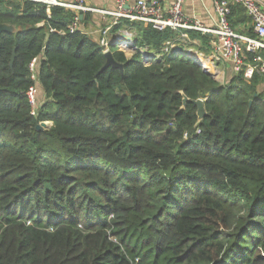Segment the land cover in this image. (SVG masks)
<instances>
[{
    "label": "trees",
    "instance_id": "1",
    "mask_svg": "<svg viewBox=\"0 0 264 264\" xmlns=\"http://www.w3.org/2000/svg\"><path fill=\"white\" fill-rule=\"evenodd\" d=\"M75 16L0 0L16 27L0 34V264H264V77L221 83L175 52L146 64L177 33L127 19L113 30H136V51L111 45L124 74L103 69Z\"/></svg>",
    "mask_w": 264,
    "mask_h": 264
},
{
    "label": "built area",
    "instance_id": "2",
    "mask_svg": "<svg viewBox=\"0 0 264 264\" xmlns=\"http://www.w3.org/2000/svg\"><path fill=\"white\" fill-rule=\"evenodd\" d=\"M34 1L45 3L49 7L60 5L75 11L76 16L69 27L71 33L80 29V14L82 12L92 10L113 14L116 17L113 26L102 30L100 44L103 46L105 52L111 48V43L107 37L109 31L112 30L114 25L124 19L130 20L131 22H143L160 31L166 29L176 31L180 29L198 30L204 34L212 35V55L207 57L199 53L185 52L184 50H182L181 54L193 58L210 73L211 63L214 65L224 60V62H229L233 75L242 74L246 80H251L255 75L264 77V2L261 0H213L218 16V23L214 28L205 27L200 24V21H192L189 19L183 10L185 0H175L173 5L168 9L162 5L160 0H136L132 5H129L131 0H117V10L114 12L89 7L87 5L88 0H74L71 3L60 0ZM235 6L244 8L245 14L249 17L248 32L243 31L245 29L242 30L239 27H235L231 22L233 7ZM183 38L187 39L184 36ZM116 40L118 50L132 51L131 55L136 51L133 31H119L116 34ZM178 47L181 48V45L176 41H168L162 54H156L155 52H150L148 49H142V59L144 63L148 64L153 60L160 59L163 54L175 52V48ZM38 64L39 57L34 58L30 63L32 79L35 81L38 76ZM27 95L33 109L36 110L39 105L38 86L34 85L30 87ZM197 132L199 133L200 129Z\"/></svg>",
    "mask_w": 264,
    "mask_h": 264
},
{
    "label": "crops",
    "instance_id": "3",
    "mask_svg": "<svg viewBox=\"0 0 264 264\" xmlns=\"http://www.w3.org/2000/svg\"><path fill=\"white\" fill-rule=\"evenodd\" d=\"M60 1L71 3L74 0H60ZM135 1L136 0H131L129 2V5L134 4ZM174 1L175 0H160L162 5L167 9L173 5ZM261 1L264 2V0H261ZM87 5L95 9L105 10V11H110V12H114L117 10V0H88ZM183 10H184L185 15L189 19H191L192 21H196V20L200 21V24L205 27L214 28L216 27L218 23V16L215 10L213 0H185V2L183 3ZM80 15H81V20H82L80 27H82L84 32L97 42L102 39V30L107 27L113 26L116 20V17L113 14L104 13L100 11H92V10L85 11V12H82ZM85 16H87L88 18L86 21H83ZM249 22H250V19H249ZM248 25L249 23L243 24L237 27H239V29H242V30L245 29L243 31L248 32L249 31L247 28ZM125 30L133 31L134 32V42L136 41L135 36L137 35V31L127 26H123V28L117 31H114L113 28L112 30L109 31L107 37L111 45L113 43H117L116 34L119 31H125ZM175 32L177 33L178 37L174 41L179 43L181 45V49L184 50L185 52L190 51L191 53H199L207 57L212 55V44H211L212 35L211 34H207L209 36L207 38V40L209 41V44H206L203 41V39L200 37V35L204 34L201 31L191 30V29H180L177 31L175 30ZM183 36L186 37L187 39H184ZM145 49H148V48H145ZM149 51L153 52L151 50ZM125 52L127 55L132 54V51H125ZM210 67H211V73H213V76L216 78V80L220 81L221 83L228 82L233 76V71L229 65V62L227 61L224 62V60H222L214 65L211 63ZM40 92L44 98L43 90L41 89Z\"/></svg>",
    "mask_w": 264,
    "mask_h": 264
},
{
    "label": "water",
    "instance_id": "4",
    "mask_svg": "<svg viewBox=\"0 0 264 264\" xmlns=\"http://www.w3.org/2000/svg\"><path fill=\"white\" fill-rule=\"evenodd\" d=\"M16 31V27L14 25L11 24H7V23H2L0 24V34H2L3 32H15ZM116 43H113L112 45H115ZM175 52H179V54L182 52L181 48H175ZM106 57H107V61L105 66L103 67V69H106L110 66L114 67V68H119L121 70V72L124 74V65L117 62L113 56V53L111 50H108L105 52ZM15 56V53H14ZM14 56L12 58L11 64H13L14 61ZM191 101L193 102L195 105H197L198 107V118L199 121H202L207 113L206 108H205V100L203 98H199L196 100H192L189 99L187 96L184 95V100H183V108L186 107L187 103ZM45 127H48L47 122H41L38 125V129H43Z\"/></svg>",
    "mask_w": 264,
    "mask_h": 264
},
{
    "label": "rangeland",
    "instance_id": "5",
    "mask_svg": "<svg viewBox=\"0 0 264 264\" xmlns=\"http://www.w3.org/2000/svg\"><path fill=\"white\" fill-rule=\"evenodd\" d=\"M260 89L261 90H263L264 89V85H262L261 87H260ZM41 90L38 88V102L39 103H41V101H44V99H43V96H42V94H41V92H40ZM47 124H48V128L50 127V126H52V122H47Z\"/></svg>",
    "mask_w": 264,
    "mask_h": 264
},
{
    "label": "bare ground",
    "instance_id": "6",
    "mask_svg": "<svg viewBox=\"0 0 264 264\" xmlns=\"http://www.w3.org/2000/svg\"><path fill=\"white\" fill-rule=\"evenodd\" d=\"M202 63H207V62H202Z\"/></svg>",
    "mask_w": 264,
    "mask_h": 264
}]
</instances>
